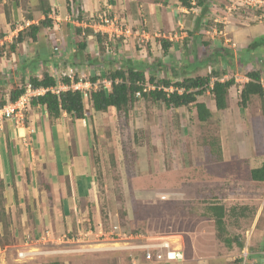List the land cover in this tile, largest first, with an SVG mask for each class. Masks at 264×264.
<instances>
[{"label": "crops", "instance_id": "crops-1", "mask_svg": "<svg viewBox=\"0 0 264 264\" xmlns=\"http://www.w3.org/2000/svg\"><path fill=\"white\" fill-rule=\"evenodd\" d=\"M41 1L23 0L26 9L24 10L20 5L16 9L10 8V19L7 21L3 8L6 2L0 0V32L3 35L2 38L0 37V46H5L7 42L12 44L18 31L30 23L37 22L36 16L39 15L42 18L36 10L41 5ZM44 2L53 9L48 17L55 21L56 24L50 30L56 31V33L49 34L50 30H46L36 42L18 44L15 52L0 53V99L7 100L9 90L20 86L22 81L26 84L25 93H27L28 88H31L28 84L29 77L40 79L43 73H48L54 78L60 68L58 61L60 63L64 61V70L70 68L73 73L79 72L84 75L85 81H89L93 85L92 90H95L100 84H104L107 91L110 89V84L102 77L106 70L121 67L124 63H133L141 67L145 65L147 71L161 62L158 55H156L158 59L155 60L148 57L145 64L138 63L133 59L131 62L128 59L122 60L121 52L126 49L122 40H111L107 37L106 42L110 46L109 53L107 51L106 53L100 52L99 44L93 36H88L85 49L80 50L76 46L77 40L72 32L66 36L61 33L63 30L61 27L64 26L60 23L62 21L66 22L69 28L70 26L77 27L76 23L69 18L67 0H44ZM105 5L112 7V12L117 16L130 20L132 25L137 24L150 28V32H146V35L143 33L144 35L141 37L151 44L157 43L159 49L161 46L159 38H167L164 33L160 35L157 31L158 27L171 30L174 26L181 25L189 14V10H192L183 7L180 0H75L74 2L75 8L77 7L83 12V19L89 20L88 25L91 23V17ZM214 6L213 0L210 5L211 12ZM194 9L196 8H193L192 11ZM169 11L172 16L167 15ZM30 12L33 20L26 21L25 13ZM255 12L258 14L256 15ZM250 13H246L242 19H239L240 21L234 19L235 21L231 23L227 22L223 37L208 38L211 45L204 50H201L199 43V30L193 37V39L196 37L194 43H192V39L189 43L191 45L187 44V49H189L187 58H189L190 64L183 67L193 69L203 64L209 68L207 72L211 68L225 71V75L220 81L234 79V85L229 89L226 109L217 111L212 96L208 92L204 94L210 96L208 103L205 99L198 101L207 105L212 117L215 113L220 114L218 118L222 120L220 128L224 138L221 140V159L219 161L222 164L224 161L234 166V171L240 170L241 175L244 171L250 173V170L258 168L264 162V98L263 101H260L257 96H251L245 107H241L238 97L243 85L249 81L248 73L257 71L260 81L264 83V14L259 11ZM196 18L194 19L195 26ZM13 24L15 28L10 30ZM46 33L49 34V37L46 36ZM133 39L135 38H130L129 47ZM256 40L258 43H254ZM134 43L137 41L134 40ZM18 46L21 47L18 48ZM54 47L58 49L56 55L52 51ZM43 48L46 53L44 58L40 56V51ZM178 50H180L182 58L185 59L184 48L181 47ZM214 52L224 55L226 64L219 62L218 59L213 60L211 57ZM225 54L227 55L225 56ZM178 66H180L179 63ZM93 76L101 77V79L93 83L89 80ZM103 81L107 83H103ZM44 91V88L30 89L33 97L43 95ZM89 105L92 107L91 103ZM86 109L87 114L83 119L73 120L65 113L59 118H50L44 106H36L33 109L30 106L22 123L3 120L0 124V181L3 186L0 190L5 198L4 203L6 202L5 214L8 215L10 212L14 221H18L16 228H20L23 234L30 232L29 235L27 234L28 237L33 234V236H39V240L43 242L48 240L56 244L63 242L73 244L79 242V239L76 238L81 235L88 237L94 232L96 234L103 232L100 220L93 228L91 225L87 228L83 222L94 215L93 209L97 205L93 188L94 131L91 119L96 118L97 114H110L112 108L106 112H96L89 106ZM182 109L176 110L177 117L181 122L185 118ZM255 184L261 183L255 182ZM172 199L180 200L182 198L172 197ZM257 199V197L249 198L247 202ZM242 204L247 205L248 203ZM196 217V221L205 222V228H200L203 232L198 231V234L206 237L207 241L186 240L184 235L180 236L182 239L165 237L167 240L178 242L173 245L183 252V260L146 261L140 254L141 256L137 259L134 258L133 264H264V228L262 230L254 228V237L246 246L243 259L241 257H239L240 259L228 258V252L213 254L215 245L211 247L210 243L214 234L213 224L207 225L206 220L208 219L202 217L200 213ZM48 225H51L52 228L49 229ZM80 231L82 232L80 233ZM2 233L3 226L0 220V237ZM76 233L77 237H75ZM27 240L29 239L27 238ZM17 246L0 244V264H43L38 258L40 254L28 257L17 255L10 261H6L5 252L13 250ZM23 246L18 254L36 249L29 241H24ZM227 250L230 249L227 248Z\"/></svg>", "mask_w": 264, "mask_h": 264}, {"label": "rangeland", "instance_id": "rangeland-1", "mask_svg": "<svg viewBox=\"0 0 264 264\" xmlns=\"http://www.w3.org/2000/svg\"><path fill=\"white\" fill-rule=\"evenodd\" d=\"M5 2L6 9L11 13L9 0ZM214 3L212 12L210 8L205 15V19H211L209 23L212 25L211 28L205 30L208 22L204 19L200 26L201 50L203 40L223 37L227 22L231 23L235 21L234 19L240 21L239 19L246 13L260 11L241 8L232 12L226 8L231 4L229 0H214ZM18 5L26 9L23 0H19ZM192 10H189L181 25H176L171 30L158 27L160 35L164 33L166 40L172 43L167 53L163 52L161 46L159 49L157 43L151 44L141 37L150 32V28L137 24L134 26L128 20L133 31L132 38L135 39L130 47L123 49L121 59H128L130 62L133 59L145 64L148 57L151 60L161 58L159 64L146 71L147 77L153 75L157 80L167 77L175 82L184 77L208 73L209 68L203 64L193 69L183 68L190 64L187 58L189 56L187 44L192 41L190 39L186 42L183 38L188 35L187 32L194 29V19L200 16L199 8ZM167 15L172 16L170 11ZM39 19V15L35 17V20ZM83 21L88 23L85 19ZM60 23L64 25L61 27L63 36L73 33V28H69L66 22ZM51 32L56 33L48 31L49 34ZM73 36L80 41L81 37L75 34ZM134 40L137 43H134ZM254 43H258V40ZM9 45L8 42L5 46L1 45L0 51H8ZM181 47L184 48L185 59L178 50ZM43 50L45 48L40 51L42 58L46 55ZM98 88L99 86L96 89ZM202 96L198 100L205 99L207 103L210 101L208 99L210 96ZM87 102L88 99L85 97L86 106L92 108L90 102L88 104ZM182 110L185 115L183 122L179 121L175 109H166L162 103L154 104L140 97L126 112L112 109L110 114H97L96 118L91 119L94 131L93 188L97 205L93 209L92 217L95 218L90 216V219L83 223L87 228L89 225L93 228L100 220L103 229L101 236H98L100 233L94 232L95 235L77 237L76 233L75 237L79 242L73 244L64 242L56 244L48 240L43 242L39 240V236L33 234L28 237L27 234L30 232L21 233L22 230L16 228L18 221H14L10 212L8 215L5 214L6 202L4 203L5 198L0 190V220L3 226L0 244L18 245L17 248L5 252V260L10 261L17 256L18 251L24 247L23 242L29 241L32 247L36 248L29 251L41 252L38 258L43 263L59 261L63 264H133L134 258L141 256L140 253L134 255L130 250L121 247L131 244L128 237L130 234L134 235L135 233H132L134 231L158 240L165 239L166 236L182 239L184 235L186 240L207 241L206 237L198 234V231L203 232L200 228H205V222L202 224L195 220L205 202L222 203L226 208L248 203L250 211L245 213V216L252 217L239 219L229 217L225 222L228 236L232 239L238 238L242 247L233 242L231 249L227 250L214 234L210 242L211 247L215 245L213 254L228 252V258L243 259L245 248L254 237V228L256 230L264 228V183L255 184L249 172L242 171L241 175L240 170L234 171V166L225 163L224 159L223 164L220 163L217 156L210 153L208 142L218 139L221 147V140L224 138L220 128L222 120L218 118L220 114L215 113L208 122L200 123L193 107ZM172 197L182 199L175 200ZM254 197L258 199L247 202L249 198ZM260 212L261 214H258ZM48 226L49 229L52 228L51 225ZM112 226L117 227L115 231L118 235L110 234ZM170 240H168L170 245L175 247L173 244L178 242ZM100 247L107 250H99Z\"/></svg>", "mask_w": 264, "mask_h": 264}, {"label": "trees", "instance_id": "trees-1", "mask_svg": "<svg viewBox=\"0 0 264 264\" xmlns=\"http://www.w3.org/2000/svg\"><path fill=\"white\" fill-rule=\"evenodd\" d=\"M213 0H180V4L187 8H199L200 16L196 18V26L190 32H187L188 36L184 39L186 42L190 39H193L195 34L200 30L203 19L207 20L208 26H205V30L211 28L212 25L211 19H205V15L208 14L210 10V5ZM19 0H9L10 8L16 9L18 6ZM75 0H67V10L71 12V6H74ZM75 7V6H74ZM4 12L6 14V19H10V11L6 9L4 5ZM79 12L78 19L83 18V12L79 8H75ZM37 12L42 16L37 22L30 23L18 31L17 35L13 39V43L9 45L8 51L15 52L16 46L22 43H34L37 41L38 37L43 34L46 30H50L56 24L55 21L49 18V14L53 12V9L44 2L41 1V5L36 9ZM259 12H264L260 10ZM26 21H32V13H25ZM89 20H87L88 22ZM92 21V19H91ZM15 25H11L10 30H13ZM73 34L79 37L81 36L80 41H77L76 46L80 50H84L86 47V40L88 36H93L98 42L100 52L103 53L107 51L110 52L109 45L106 42V36L94 32L91 25H86L84 28L73 27ZM2 33L0 37L2 38ZM196 37L193 39L195 41ZM160 45L164 53L169 52L172 43L166 39H159ZM211 45L209 39L202 41V49H207ZM7 48V47H5ZM58 50V49H57ZM57 50L53 52L56 55ZM1 53V51H0ZM227 54H225L226 56ZM224 55H220L214 52L212 59H218L219 62H224ZM228 60V58H226ZM227 62V61H225ZM224 62V63H225ZM45 63V62H44ZM46 64V63H45ZM62 64V65H60ZM226 64V63H225ZM59 65V72H62L64 69V61ZM147 67L134 65L133 63H124L121 67L106 70L104 76H102L106 81L110 82V89L107 91L104 88V85L100 84L99 88L93 91H90L87 94V99L91 103L92 109L96 112H106L109 108H112L116 111L126 112L130 106L137 100L135 97L136 92H141V97L143 99L149 100L154 104L162 103L166 109H181L193 107L197 120L200 123L208 122L212 118V113L207 105L203 102L198 101V98L208 92L214 101V106L217 111L226 109L227 107V98L229 94V89L234 85V79H228L220 81L221 78L225 75V71L220 69L211 68L208 73L205 75H198L194 77H184L180 81H171L169 78H162L157 80L155 76L149 75L146 76ZM74 74V81L78 82L79 80L85 81L86 78L84 75L78 73ZM249 81L243 85L239 92V104L241 107H245L246 102L250 99L251 96H257L260 101H263L264 92L260 86V76L257 71L248 73ZM176 77H174L175 79ZM101 79V77L93 76L89 80L91 82H96V80ZM61 81L65 84H69V79L63 77ZM20 86L14 87L9 90L8 99H0V108H2L8 102H15L19 97H21L26 91V84L20 83ZM29 86L32 89L44 88L48 89L56 85L55 79L48 73H43L42 78L38 79L36 77H29L28 81ZM141 84V85H140ZM144 84H153L155 86L154 90L143 92L142 88ZM172 87L173 91L165 92L163 88L168 89ZM31 108L36 106H44L48 112L50 118H59L63 113L69 115L73 120L83 119L85 114H87V109L85 105V97L79 91H62L59 94L46 91L43 95L34 96L30 99ZM210 147V153H213L217 156L218 161L221 159V147L218 139L210 140L208 142ZM250 178L254 182L264 183V162L258 168L250 170ZM2 182L0 181V189ZM3 187V186H2ZM161 200H165L161 198ZM203 203V202H202ZM204 206L200 210V215L207 218L206 224H213L214 235L215 237L225 245L228 249H231L232 243L235 242L238 247H242V243L238 238H230L226 230V220L229 217L239 218H250L251 216L246 215L250 211L249 206L240 205V206H230L226 208L222 203H203ZM131 233V232H130ZM135 234H141L139 232H132ZM144 234V233H143ZM145 235V234H144ZM43 264H63L59 261H50Z\"/></svg>", "mask_w": 264, "mask_h": 264}, {"label": "built area", "instance_id": "built-area-1", "mask_svg": "<svg viewBox=\"0 0 264 264\" xmlns=\"http://www.w3.org/2000/svg\"><path fill=\"white\" fill-rule=\"evenodd\" d=\"M231 4L227 7V10L235 11L237 9L246 8V9H263L264 0H229ZM79 12L71 6V12L69 18L71 21L76 23L77 26L84 28L86 23L78 19ZM92 21L90 25L93 27L96 33L105 35L108 39L116 40L122 39L123 42L128 45L130 38L133 36L132 27L128 24V19L119 17L112 12V9L109 5H105L102 9L98 10L96 15L91 17ZM54 50H57L54 47ZM65 77L69 79V84H65L61 79ZM56 85L52 88L45 89L44 92L50 91L55 94H59L61 91L72 90L79 91L83 94L84 97H87V94L91 91L93 85L89 81L79 80L78 82L74 81L73 71L71 69L63 70L62 72H57L56 74ZM107 83L103 81V83ZM108 84H110L108 82ZM141 85V84H140ZM142 91L147 92L154 90L155 86L153 84H144L142 85ZM262 90L264 92V84H261ZM28 88L27 93L19 97L15 102H8L2 108H0V124L3 120H13L16 123H22L25 118V113L30 109V99L33 95L30 93ZM90 90V91H88ZM87 93V94H86ZM136 98L141 97V92H136ZM117 227H112L111 235L116 234ZM102 232L98 235L101 236ZM128 242L131 241V244L124 245L121 249L130 250L132 254L135 255L139 252L143 255L144 260L146 261H181L184 258L183 252L176 247H172L167 239H152L150 236L142 234H130L128 237ZM107 250V249H99ZM36 254H41V252L26 251L19 253V257H28Z\"/></svg>", "mask_w": 264, "mask_h": 264}, {"label": "clouds", "instance_id": "clouds-1", "mask_svg": "<svg viewBox=\"0 0 264 264\" xmlns=\"http://www.w3.org/2000/svg\"><path fill=\"white\" fill-rule=\"evenodd\" d=\"M228 7V6H227ZM226 7V8H227ZM75 8V7H74ZM193 9V8H192ZM264 9V8H263ZM258 10H262V9H258ZM70 14V13H69ZM82 21H83V18L81 19ZM86 25H87V23H86ZM77 27H79V26H77ZM116 40H122V39H116ZM122 43L125 45V47H127V46H129V44L128 45H126L124 42H123V40H122ZM70 69V68H69ZM59 72V71H58ZM57 74V73H56ZM74 75V74H73ZM56 77V76H55ZM54 77V79H55V82H56V78ZM108 82V81H107ZM110 83V82H109ZM259 83H260V86H261V84L263 83V82H261V81H259ZM264 84V83H263ZM52 88V87H51ZM164 89V91L165 92H171V91H173V89H172V87H170V88H168V89H165V88H163ZM261 89H262V87H261ZM67 91V90H66ZM263 91V90H262ZM62 92V91H61Z\"/></svg>", "mask_w": 264, "mask_h": 264}, {"label": "bare ground", "instance_id": "bare-ground-1", "mask_svg": "<svg viewBox=\"0 0 264 264\" xmlns=\"http://www.w3.org/2000/svg\"><path fill=\"white\" fill-rule=\"evenodd\" d=\"M100 249H105V248H101V247H100Z\"/></svg>", "mask_w": 264, "mask_h": 264}]
</instances>
